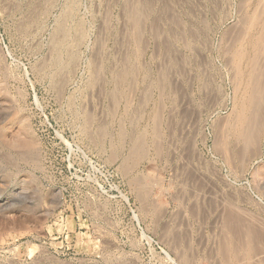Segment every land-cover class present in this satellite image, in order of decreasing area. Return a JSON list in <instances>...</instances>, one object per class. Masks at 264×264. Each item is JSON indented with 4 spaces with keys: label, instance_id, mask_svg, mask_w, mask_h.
<instances>
[{
    "label": "rangeland",
    "instance_id": "rangeland-1",
    "mask_svg": "<svg viewBox=\"0 0 264 264\" xmlns=\"http://www.w3.org/2000/svg\"><path fill=\"white\" fill-rule=\"evenodd\" d=\"M0 264H264V0H0Z\"/></svg>",
    "mask_w": 264,
    "mask_h": 264
},
{
    "label": "bare ground",
    "instance_id": "bare-ground-1",
    "mask_svg": "<svg viewBox=\"0 0 264 264\" xmlns=\"http://www.w3.org/2000/svg\"><path fill=\"white\" fill-rule=\"evenodd\" d=\"M64 31V30H63ZM65 32V31H64ZM249 103V102H248ZM247 106V105H246ZM243 111V110H242ZM242 117V116H241Z\"/></svg>",
    "mask_w": 264,
    "mask_h": 264
}]
</instances>
